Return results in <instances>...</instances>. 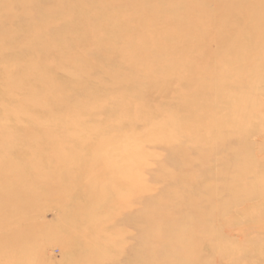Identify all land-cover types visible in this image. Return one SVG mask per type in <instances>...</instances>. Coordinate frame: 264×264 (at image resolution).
Segmentation results:
<instances>
[{"label":"bare ground","instance_id":"bare-ground-1","mask_svg":"<svg viewBox=\"0 0 264 264\" xmlns=\"http://www.w3.org/2000/svg\"><path fill=\"white\" fill-rule=\"evenodd\" d=\"M93 1L68 0L67 8L62 7L59 2L55 1L50 11L54 12L52 18L48 15L49 12H47L43 16L40 14L36 16L30 15L26 22H23L22 19H17L13 13L8 11L9 15L6 19L10 24L6 28L10 30L18 28L17 30L22 34V38L18 39L20 34L17 35V31L14 30L15 35L10 38L12 43L7 48L1 49L0 53L16 55L23 45L26 46L23 43L32 34L41 33L48 28H53L54 34L51 37L46 35L38 45L26 47L27 51L30 52L29 54H31L27 56L29 63L41 66V62H46L49 58L58 56L62 52L63 55L60 58L63 61V66L61 65V71L70 77L73 87L80 89L81 92L86 90V86L81 83L82 76L90 77V75H88L86 69L82 67L77 68V64L69 60V57L77 54L80 47H86L89 43L93 42L94 37L92 38V35L84 36L83 40L77 41V35L71 34V31L77 26L76 22H72L73 11H92L90 14L96 22V27H99V25H103V27L109 26L114 24L112 21H119L121 29H126V26L122 22L123 18L135 13L138 22V27L136 26L135 29L136 34H127L129 37L126 34L121 35V39L127 40V48L121 50L116 44H113L111 45L114 46L112 51L102 53L108 59H117L129 66L131 68L130 72L127 74L128 71L118 67H110L109 70H103V75L90 77V82L94 83L104 77L113 79V77L118 76L113 75L112 72L119 75L127 74L124 76L133 77L135 80L140 78V81H138V84L140 83L139 87H131L126 92L129 95H143L140 102H138L139 113L135 114L132 103L127 102V99L123 97L118 99L119 111L115 118L106 117V124L87 125L79 123L81 116L78 115V111L90 112L93 110L82 101H77V98L71 97L73 95L71 91H68V93L61 97L63 89L58 83L53 82L51 87L47 88L45 83H47L49 76L41 71L42 74L37 75L38 78L35 79V83L41 85V90L35 91L30 86L22 98L23 103L27 105L31 104L37 107L36 109L40 107L46 109L49 113V115L48 113L45 115L48 117L46 120L48 124L53 123L54 125L58 119H61L67 122L66 125L71 127L77 125L79 129L73 132H62L61 130H57V128L55 131L45 129L43 128L45 121L40 122L33 118H31L32 125L39 131L16 128L6 129L1 124L2 120H0V153L51 154L42 148L43 146H39L40 135L49 137L51 134H55L60 138L66 134L68 136L65 139H75L77 142V138H81L82 135L86 136L87 133L93 135L102 132L104 133V138L96 146L94 157L95 159L106 158L108 164L112 159L117 161L119 159L113 156L115 151H112V148L110 149L109 146L106 147V143L111 142L117 145L119 140L128 136L130 137L134 124H139L142 129L150 126L152 127L150 133L143 131L139 133L138 137L140 139L149 137L152 138V141H155L154 143L168 144V147L166 145L169 152L168 160L176 166V169L178 166L179 170L166 169L165 165L161 164L159 172L161 171L162 174L161 172L149 173L155 183L154 187L157 188L152 186L149 187L150 190L145 186L140 190V197L143 199L146 209L144 208L145 211L136 225V230L137 234L144 239L139 246V250L144 257L143 264L198 263L196 260L199 258L202 261H210L207 257L208 252H205V250L211 251L212 253L210 254L214 255L215 261L211 262L212 264H229L232 261L231 259H237L239 253L237 251L234 253L233 248L230 249L229 246L235 242L230 241L226 237L227 235L221 232L220 226H217L218 228L215 231L211 227L200 231L198 224L191 221L190 217L188 220L184 219L183 222L178 223L179 228L184 227L187 230L183 233L178 229L177 232H172V235L176 238L173 241L172 237L168 235L169 233L165 232L163 225L156 224L155 220H158V216L155 215L154 210L147 208L148 203L153 198L149 196L148 192L169 186L181 189H207V193L216 191L218 189L216 187L219 186L222 187L219 188L221 190L237 189L238 191H235L227 199L228 206L226 210L238 212V214H235L236 216L234 215L236 218H233L235 223L246 218V225H249L250 229L253 228L254 230L253 236L264 239V219H259V216H247L248 209H251L250 212H252L253 208L261 206L260 202L255 204L252 201L258 199L264 200V162L256 160L258 159L255 155L256 150H254L255 148L249 142L250 137L258 136L259 142H262L259 150H262L264 144V117L261 116V113L258 116L256 111H254L255 109L250 110L245 108V112L242 113L240 110L230 111L237 99H245L246 94L253 95L258 90L259 84L264 81V0H124L122 6H119L120 8L118 9L116 7L117 4L112 3L114 0H106L108 4H95ZM113 5H115V9L110 12L109 10H111L110 8ZM35 6H41V3L38 2ZM160 7L162 14L156 11ZM191 9H201L202 14L199 16L194 15V11L192 12ZM232 10L235 13L232 14ZM25 11L24 8L22 14L26 15ZM170 13L174 16L171 19L172 23L176 24L177 22L180 25L183 24V26H177L179 28L176 26L161 27L160 29L151 27V25H157L158 18L164 19ZM16 22L18 25L14 27L13 25ZM78 22H85V20L79 18ZM145 24L148 25L145 26ZM24 25L25 27H23ZM23 28L26 29L23 30ZM94 36L100 38L99 30ZM67 39L72 40L70 43V45L72 44V48L66 43ZM139 40L140 42H138ZM93 43H96L95 45L98 47L96 51L98 55H101L99 50L109 45L107 43L99 44L97 41ZM154 44L160 46L157 52L159 55H163L166 60L164 65L161 64L156 70L149 72V69L147 70V68L142 67L143 65L137 63V59H148L151 55L149 51ZM211 44H214L216 49H212L210 47ZM140 45L144 49H141ZM165 45L170 47L166 49L165 47L167 46ZM38 51H40L39 56H41L39 61L36 60V52ZM87 60L94 65L92 60ZM77 69L78 74L72 75V70L77 71ZM150 70L153 69L150 68ZM141 75H144V77H140ZM5 76L8 80V88H11L13 80L9 77L10 75ZM19 76L29 78V75H26V73ZM215 79H220L222 86L217 88ZM87 85L90 86L89 84ZM152 88L159 89V92L162 93L159 96H164V98L168 96L171 88L172 90L176 89L177 96L174 97L173 101L177 102L175 104L178 107H182L185 111H188L190 114L188 116L190 117H184L178 114V111H175L172 113L174 117L171 119L167 110L160 109L152 110L151 115L150 113H146V105L153 98ZM186 92L189 95L186 96L187 98H184ZM192 94H203L211 99L195 102L191 97ZM45 95H51L52 103L56 106V110H51L48 107L44 99ZM253 96L256 97L255 94ZM100 101L103 100L100 99ZM111 107L113 106L111 105ZM95 111H99V109H95ZM140 111L142 114L146 113L147 115L145 114L143 117ZM196 111H198L196 113L198 115L194 116ZM157 116H163L165 118L164 121L156 122L155 118ZM96 119H100L99 114H97ZM124 121H128L129 126L127 128H120L121 123H124ZM247 124H249V128H247ZM200 127L204 128L203 132L198 130ZM215 129L217 132H215ZM87 137L89 136L87 135ZM90 138L92 137L79 142L81 147H85ZM65 141L63 145L66 144ZM19 143H27L28 146L23 148L24 146H20ZM55 144L56 140L54 141ZM47 162L49 163V161ZM193 166L197 167L192 168ZM120 171L127 176L126 168L120 167ZM6 179L11 180L13 183L11 184V190H5L4 192L2 185L5 182L4 184L0 183V264H23L27 260L30 262L29 256L39 246V243L37 245L35 243V240L38 239L36 237L38 228L34 230L32 228H34L33 224L35 223L34 212L38 211L40 203L42 206V202H38L33 198L32 194H34L35 189L29 186L25 180L21 179L18 174H13L12 177L7 176ZM19 188L22 190H19ZM17 189L19 192L16 191ZM207 193L200 194L201 199H204V202H212L213 197L210 196V198ZM212 193H215L213 196L216 197L221 195L219 192ZM130 194L127 196H130ZM52 196L56 199L61 198L59 194ZM162 196L158 192L155 199L159 200V197L161 198ZM167 196L174 197L173 195ZM179 196V194H175V197ZM74 199L76 204L79 203L78 205H80V201L77 202L76 197ZM51 202L48 200L44 201L43 204L44 206H51ZM239 207L243 209L238 210ZM78 209L76 208L74 213L76 219L77 215H83L82 210ZM191 214L203 218V215L201 216L198 210L192 211ZM210 216L213 217V215ZM172 217V214H165L162 220L164 219L165 223L171 222ZM128 218L130 217H126V220ZM253 218L255 219L253 220ZM261 218H264V216ZM209 219L213 221L211 217ZM21 221H26V226L20 227L19 223ZM83 221L88 229L86 233H82L78 238V245L80 247H78L76 240L77 249H75V252L81 248V252L78 254L82 257L88 254H95V259L91 264H102V256L106 253V250L111 248L110 242L102 238V233L98 229L103 218H101V215H96L95 219L93 216H90ZM16 225H18V228H15ZM174 226L178 228L177 224ZM42 229L45 230L46 227L42 226ZM118 231L114 233L116 237L119 233ZM242 231L243 226L240 228V232ZM218 232L222 233L219 239L216 237V233ZM122 234L119 233V236ZM247 235L250 236L251 234ZM172 242L176 245V248L182 251L174 261L167 259V257L164 258V256H167L166 253L162 256V252H160L163 246L158 247V245H163L162 243H165L167 246L171 245ZM168 255L172 256L171 253ZM246 259L248 260V258ZM84 264H88V262L85 261ZM108 264H116L114 253Z\"/></svg>","mask_w":264,"mask_h":264},{"label":"rangeland","instance_id":"rangeland-1","mask_svg":"<svg viewBox=\"0 0 264 264\" xmlns=\"http://www.w3.org/2000/svg\"><path fill=\"white\" fill-rule=\"evenodd\" d=\"M19 1L20 0H0V51L3 48H7V46L12 43L10 38L15 35L14 30L17 31V35L20 34V32H18L19 30H17L18 28H12L11 30L7 29L10 24V22L6 19L9 15L8 11L13 13L17 19H22L23 22H26L30 15L36 16L37 14H40L43 16L47 12H49L48 15L52 18L54 12L52 13L50 11L55 1L59 2L62 7H68V0ZM123 1L124 0H114L112 3L115 5L117 4L116 7L118 9L120 8L119 6H122ZM38 2L41 3V6H35ZM93 2H95V4H108L106 0H94ZM115 5L111 6V10H109L110 12L115 9ZM24 8L26 10V15L22 14ZM156 11L159 14H162L161 7L157 8ZM191 11H194V15L196 14L199 16L202 14L201 9H191ZM91 12L92 11L88 12L87 10H77V12L73 11L74 15H72V22H76L77 26L71 31V34L77 35V41L83 40L82 38L84 36L92 35V38L94 37L93 42L97 41L99 44L107 43L109 45H107L108 47H104L99 50L101 55H98L96 54L98 49L95 45L96 43L91 42L86 47H80L77 54L70 56L69 60L77 64V68L82 67L86 69L90 77L103 75V70H109L110 67H118L122 70L128 71V74L131 70L129 66L117 59H108V57H105L102 53H109L112 51L114 46L111 45L113 44H116L121 50L127 48V40L125 41L121 39V35L126 34V36H128L127 34L135 33L136 26L138 27L135 13L123 18L122 22L126 26V29H121L119 21H112L114 24L109 26L103 27V25H99V27H96V22L93 20V16L90 14ZM233 13L235 12L232 10V14ZM11 18L14 19L13 16H11ZM79 18H83L85 22H78ZM173 18L174 16H172V13L167 14L164 19L158 18L157 25H151V27H154V29H160L161 27L183 26V24L180 25V23L177 22L176 24L172 23L171 19ZM16 25H18L17 22L13 26L15 27ZM147 25L148 24H145V26ZM23 27H25V25ZM25 29L26 28H23V30ZM52 30L53 28H48L46 31L44 30V32L32 34L26 41H24L23 44H26V46L23 45L16 55L11 53H0V120H2L1 124L3 127L6 129L16 128L20 130L32 129L39 131L32 125L33 122L31 121V118H33L40 122L45 121V124L42 122L44 125L43 128L45 129L55 131L57 128V130H61L62 132H73L74 130L79 129L77 125H74L73 127L66 125L67 122L61 119H58L54 125L53 123L48 124L46 121L48 117L45 116L48 113L46 109H43L42 107L36 109L37 107H34L31 104L27 105L23 103L22 98L30 86L32 89H35V91L41 90V85L35 83V79L38 78L37 75H40L41 71L49 76L47 83H45L47 88H50L53 82L58 83V85L63 89L61 97L68 93V91H71V93H73L71 97L75 99L77 98V101H82L93 110L90 112L78 111V115L81 116L79 123L87 125L106 124V117L115 118L119 111L118 99L123 97L127 99V102L132 103L135 114L139 113L138 102H140L143 95H129L126 94V92L131 87H139L138 85L140 83L138 84V81H140V78L135 80L133 77L124 76L127 74H121V76L112 72L113 75L118 76L113 77V79L104 77L92 83L90 82V77L82 76L81 83L86 86V90L80 92V89L73 87L70 77L66 76L64 72L61 71L63 66V61H61L60 58L63 55L62 52L58 54V56L49 58L46 62H41V66L30 64L27 56H30L31 54H29L30 52L27 51L26 47L38 45L42 38L46 35L51 37L54 34ZM98 30L100 38H96L94 36L97 34ZM21 36L22 34H20L19 37L17 36L18 39L22 38ZM71 41V39H67L66 43H68L69 47L72 48V44L70 45ZM138 42H140V40ZM165 46H167L165 47L166 49L170 47L168 45ZM210 47L212 49H216L214 44H211ZM140 48L144 49L141 45ZM159 49L160 46L158 44L152 45V48L149 51L151 55L148 59H137V63L143 65L142 67L147 68V70L149 69V72L156 70L161 64L164 65L166 59L163 55H159L157 52ZM39 52L40 51L36 52L37 61H39V58L41 57L39 56ZM86 58L92 60L94 65L88 62ZM150 68L153 70H150ZM72 72V75L75 73L78 74V69L77 71L72 70ZM23 73L29 75V78L19 76L20 74L23 75ZM5 75H10L9 77L13 80L11 88H8V80ZM140 77L143 78L144 75H141ZM215 83H217V88L222 86V81L220 79H215ZM152 90L153 98L149 101V104L151 105H146V113H150L151 115L152 110L155 109L167 110L171 119L174 117L172 113L175 111H178V114H181L184 117L190 115L188 111H185L182 107H178V105L175 104L177 103L175 100L173 101L174 97L177 96L176 89L172 90L171 88L168 92V96L165 97L170 100L165 99L164 96H159L162 94L159 92V89L152 88ZM50 94L52 95L51 92ZM254 94L256 97L253 96ZM254 94H246L245 99H237L233 103L230 111L234 112L235 110H240L242 113L245 112V108L250 110L255 109L254 111H256L258 116L261 113V116L264 117V81L259 84L258 90H256ZM51 95H45L46 97L44 99L51 110H56V106L52 103ZM188 95L189 94L186 92L184 98ZM191 97L195 100V102H200L204 99H211L203 94H192ZM99 98L103 101H100ZM111 105L113 107H111ZM95 109H99V111H95ZM146 113H141V115L144 117ZM196 113H198V111L195 112L194 116L198 115ZM97 114L100 115V119H96ZM199 115L201 116V114ZM164 119L165 118L163 116H157L155 118L156 122L164 121ZM114 122L116 121L114 120ZM121 124L120 128H127L129 126L128 121H124V123ZM249 124H247V128H249ZM133 127L131 136L119 140V143L117 144L118 146L111 142L106 143L105 145L106 147L109 146L110 149L112 148V151H115L113 156L117 157L120 162L112 159V161L107 164L106 158L95 159L94 152L96 146L101 143L102 138H104V133L102 132L92 135L85 131L89 137H92L85 147H81L79 142L83 141V139L89 138L87 135H82L81 138H77V142L75 139H65L68 136L66 134L62 135L60 138L55 134H51L49 137L38 135L40 137L38 142L39 146H43L42 148L51 154L34 155L33 153L20 154L18 152H11L7 154L0 153V183L4 184L5 182V184L2 185V188H4L3 192L5 190H11L12 188L11 184L13 182H11V180H7V176L12 177L13 174H18L21 179L25 180L29 186L35 189L34 194H32L33 198L38 202H42V206L40 203L38 211L34 212L35 223L33 224L34 228H32L33 230L38 228L36 236L38 239L35 240V243L36 245L39 243L40 247L37 246V250H33L34 252H32L31 256H29L30 262L27 260L23 264H84L85 261H87L88 264H91V262L95 259V254H88L82 257L78 254L81 252V248L80 250L78 249L77 252H75V249H77L76 240L78 245L79 236L82 235V233H86L88 229L83 220L88 219L90 216H93L95 219L96 215H101V218H103V221L98 226V229L102 233V238L111 244V248L106 250V253L101 258L102 264H108L113 257V253L116 264L144 263V257L139 250V246L144 239L137 234L136 230V225L139 223V220L146 209L143 204V199L140 197V190L145 186L148 187L147 189H150L149 187L152 186L154 187L155 183L149 173H160L161 171L159 172V170L161 169V164L165 165L166 169H176V166L168 160V144H157L154 143V140L152 141V138L144 137V139H140L138 137L140 132L148 131L150 133L152 127L148 126L146 129H142L139 124H134ZM198 130L203 132L204 128L200 127ZM215 132H217L216 129ZM209 133H211V131H209ZM55 140L56 144L54 145ZM63 140H66L65 145H63ZM249 142L251 146L255 148L254 150H256L255 155L258 158L256 160L264 162V144L262 150L260 151L259 148L261 147L262 142H259V137L256 135L254 137L252 136L250 137ZM19 145L24 146L23 148L28 146L27 143H19ZM138 152H141L142 154ZM47 161H49V163ZM5 162L12 163L5 164ZM120 167L126 168L128 173L127 176L121 173ZM196 167L197 166H193L192 168ZM176 170H179L178 166ZM220 187L221 186L216 187L218 188L216 191H211L209 189L211 191L209 193H207V189H181L171 186L163 187L160 190L154 189L152 192L150 189V192L148 193L149 196L153 198L151 202L148 203L147 208H152L154 210L155 215L158 216V220H155L156 224L159 223V225H163L165 232L167 234L169 233L168 235L172 237L173 241H175L176 238L172 235V232H177L178 229L183 233L187 230L184 227L179 228L180 226L178 223L183 222L184 219L188 220L191 217L190 220L198 224L200 231L202 229L207 230L210 227L213 231H215L218 228L217 226H220L219 228L221 229V232L227 235L226 237L230 239V241L235 242L229 247L230 249L233 248L234 253L237 251L239 255L237 256V259H231V264H264V239L253 236L254 230L253 228L250 229L249 225H246V218L245 220H237L238 222L235 223L233 218H236L235 214H238V212L235 213L234 210H231V212L226 210V207L228 206L227 199H229L231 195L238 190H221L219 189ZM19 190L22 189L19 188ZM16 191L19 192L18 189ZM158 192L163 195L161 198L159 197V200L155 199ZM212 192H219L221 195L216 197L213 196L215 193ZM202 193H207L209 197L212 196V202H204V199H201L202 197L200 196ZM55 194H59L61 198H54L52 195L55 196ZM129 194L130 196H127ZM175 194H179L180 196L175 197ZM167 195H173L174 197ZM75 197L77 198V202L80 201V205H78L79 203L76 204L74 199ZM48 200L52 201V205L44 206V201ZM252 202L255 204L260 202L261 206L253 208L252 212H250L251 209H248L247 216H259V219H264L261 218L264 216V200L261 201V199H258ZM76 208H79L78 210L80 211L82 210L81 212L83 213L82 216L77 215V219L74 216ZM242 209L243 208L241 207L238 208V210ZM194 210H198L199 214L201 216L203 215V218L191 214ZM165 214L173 215L171 222L169 221L165 223L164 219L162 220V217H165ZM210 215H213V217ZM126 217L130 218L126 220ZM209 217L215 221H210ZM254 219L255 218H253V220ZM112 221L113 223L115 221L114 225L111 223ZM25 224L26 221H21L19 226H26ZM175 224L178 225V228L174 226ZM17 226L18 225H16L15 228ZM42 226L46 227V229L43 230ZM242 226L243 231L240 232V228H242ZM70 230L71 232H69ZM117 231L123 234L119 236L118 233L116 237L114 233ZM222 233H216L217 239L220 238ZM247 234L251 235L248 236ZM162 244L163 245H158V247L163 246L160 252H162V256L166 253L167 256H164V258L167 257V259L174 261L182 252L176 248V245H174L173 242L168 246L165 245V243ZM78 247L80 246L78 245ZM205 252L209 253H207V257L210 261H202L201 258H197L198 260L196 261L198 263L193 262L188 264H212L211 262L215 261L214 255L210 254L212 253L211 251L205 250ZM169 253H171L172 256L168 255ZM244 257L248 258V260Z\"/></svg>","mask_w":264,"mask_h":264}]
</instances>
